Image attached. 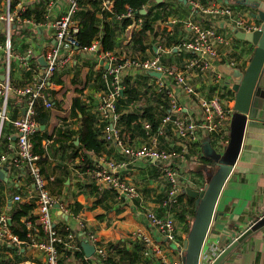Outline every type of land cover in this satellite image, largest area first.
Listing matches in <instances>:
<instances>
[{
	"label": "crops",
	"instance_id": "obj_1",
	"mask_svg": "<svg viewBox=\"0 0 264 264\" xmlns=\"http://www.w3.org/2000/svg\"><path fill=\"white\" fill-rule=\"evenodd\" d=\"M14 1V11L17 13L29 9L31 18H20L13 24L9 81L15 86H25L29 83L31 72L35 75L45 68L41 59L58 44L52 23L70 11L72 0ZM191 1L151 0L141 10V17L128 19L132 20L128 27L124 25L127 19L118 18L119 15L113 9V1H106L103 8L111 15L106 19L101 13L98 15L100 36L96 42L99 50H79L67 43L61 48L62 59L70 58L71 61L58 69L53 86L49 91H44L41 97L48 121L47 125L39 126L36 134L43 138L46 160L42 167L45 176L56 178L63 175V171L67 173L62 196H55L69 210V215L57 207L52 213L54 224L69 229L77 238L75 244L79 249L67 250L65 264H108L106 258L133 251L137 240L142 238L153 240L154 247L162 249V255L168 264H184L186 242L197 218L198 208L196 200L189 197L185 189H205L208 180L219 170L225 172V177L213 202V215H210L198 264L208 261L211 263L230 240L237 238L252 222L264 216V62L258 70L252 67L259 47L238 37L234 21L236 17L245 16L258 28L262 23L253 18L249 0L246 3L242 0H197L209 2V5L228 7L232 11L230 16L210 15L195 10ZM4 11V0H0V13ZM106 23L114 30L116 37L115 49L110 52H105L102 45ZM191 23L216 29L228 43L218 46L219 58L215 60L213 70L206 73L194 72L188 76L197 96L191 98L182 91L179 104L183 114L196 119L202 115L198 105L199 97L220 96L223 106L232 111L225 129L227 143L221 145L215 140L204 138L199 143L184 145L171 125L162 124L169 106L165 96H159L156 92V80L159 78L133 68L119 73L124 87L119 99V111L122 114L123 135L126 140L136 147L148 143L144 131L130 122L131 116L147 111L159 122L158 132L155 133L159 139V148L178 154L173 164L180 173L183 196L179 206L168 212L161 206L168 190L162 178L161 162L130 160L125 157L115 144L104 142L99 122L95 125L101 134L97 137L100 148L98 153L79 148V132L83 126L82 110L86 118L98 119L100 98L114 79V75L109 72L110 63L106 54H112L116 58L141 60L160 55L165 65L183 66L190 57L182 46L193 38L188 27ZM146 25H150L153 31L148 29L144 33L143 46L146 50L143 51L133 44L135 35L142 32ZM6 42L5 24L0 21V78L7 76ZM254 69L257 74L255 76ZM227 70H239L244 74L239 91L235 89L236 81ZM253 81L256 84L248 101L240 102L239 95L244 91L242 89L245 88V83L247 86ZM136 91L141 93L140 99L130 101ZM47 102H51L53 106L47 107ZM25 107L23 98L11 95L9 114L12 119L22 116ZM59 130L62 139L55 141V134ZM5 133L8 134V130ZM11 142L15 144V136ZM208 142L215 151V157L219 155L220 160H225L228 164L226 167H221L216 159L206 155L204 145ZM6 148L7 146H3L1 150ZM76 153L78 155L75 156ZM202 156L211 161L204 162ZM103 159L127 162L122 175L139 191V199L128 200L125 196L121 197L120 192L96 183L92 170L94 166L101 165ZM0 188L3 190L0 214H5L10 219L12 208L17 204L13 200L15 195H21L25 203H31L34 196L32 180L25 171H21L15 182L10 176L7 182L0 180ZM19 189L21 193L17 194ZM189 199L194 201L190 202ZM147 211L174 217L178 241L166 242L157 234L145 215ZM36 222L39 224L37 218ZM84 242L95 247V253L90 258L83 249ZM4 245L7 247L3 248ZM97 246L104 249L105 257L97 254ZM0 264H46V259L39 249L31 245L1 244ZM147 264H162V260L159 257L147 259ZM226 264H264V227L246 237Z\"/></svg>",
	"mask_w": 264,
	"mask_h": 264
},
{
	"label": "built area",
	"instance_id": "obj_2",
	"mask_svg": "<svg viewBox=\"0 0 264 264\" xmlns=\"http://www.w3.org/2000/svg\"><path fill=\"white\" fill-rule=\"evenodd\" d=\"M13 1L4 0L5 11L0 13V21L5 24V33L7 35V76L5 77L7 79L3 81L0 78V144L2 131L7 127L10 128V136H15L16 142L14 145L9 144L3 151L0 147V168L6 170L8 179L10 176L14 182L18 179L21 171L27 172V175L32 180L34 196L31 199V203L36 204L34 214L40 224L42 236L36 238L30 234L29 241L22 242L17 236L12 234L9 224L10 218L5 214H0V245L10 244L14 246L25 243L39 249L45 256L46 264H59L63 254L59 250V245H63L66 252L71 249L78 250L79 246L75 244L77 238L72 231L66 229L68 233L63 235L59 226L54 224L52 213L57 205H60L62 212L67 215H69V210L63 206L58 196L52 194L50 182L53 178L43 174L40 166L41 158L34 152L32 139L38 132L39 125L33 119V115L36 101L43 96L44 91L49 90L53 86V78L58 69L71 61L70 58L62 59L61 48L63 44L67 43L72 48H79L76 35L79 33L80 28L74 19L78 9V2L77 0H72L70 11L52 23L58 44L52 47L45 55V68L39 70L28 85L14 87L9 81L12 55L11 35L13 24L20 19L22 11L16 13L12 10ZM191 4L195 10H200L210 15L230 16L232 13L228 7L209 5V2L202 3L192 0ZM118 15L120 19L136 18L134 11L130 7ZM234 22L237 32L252 33L258 29V26L251 23L250 19L245 16L236 17ZM188 27L193 33V38L182 46L190 54L189 59L183 66L178 64L165 65L160 55L151 59L141 60L116 58L112 54H106L110 63L109 72L114 75V79L102 94L100 105L98 106V124L102 125L104 142L115 144L124 156L130 160H153L162 163V178L166 182L168 190L161 206L168 212L179 206L183 195L180 173L173 164L178 154L166 152L159 148V139L152 132L149 122L143 123V131L148 138L146 145L136 147L124 139L122 136V114L119 111V99L124 87L119 73L133 68L147 73L161 74V78L156 80V92L168 98L169 106V110L163 118V125H171L175 135L184 145L199 143L204 138L215 140L221 145L227 143L225 129L232 111L223 106L220 96L199 97L198 105L202 115L195 119L182 113L183 109L179 104V95L183 91L191 98L197 96L188 76L194 72L206 73L213 70L215 68L214 62L219 58L218 46L224 45L228 41L214 28H203L192 23ZM98 50L99 45L97 42L85 49V51L94 52ZM24 59L22 58V60ZM12 94H16L26 102L25 113L13 119L9 114V101ZM46 105L47 107L53 106L51 102H47ZM126 166L127 162L103 159L101 165L98 164L92 172L96 183L109 190L118 191L121 197L125 196L128 200L134 201L139 199L140 194L136 187L123 177L122 170L126 169ZM13 200L17 203L24 202L21 195H15ZM145 215L156 233L166 242L178 241L177 225L174 217L169 215L160 216L153 211H147ZM77 221L79 226V220ZM25 224L28 229L33 228V223L30 219L26 218ZM143 240L145 242V250L143 252L145 258L152 260L159 257L162 260V264H168L167 259L162 255V249L154 247L153 240L144 238ZM96 252L102 258L105 257V251L101 246H97ZM211 263L208 261L201 264Z\"/></svg>",
	"mask_w": 264,
	"mask_h": 264
},
{
	"label": "trees",
	"instance_id": "obj_3",
	"mask_svg": "<svg viewBox=\"0 0 264 264\" xmlns=\"http://www.w3.org/2000/svg\"><path fill=\"white\" fill-rule=\"evenodd\" d=\"M106 1H113V3H114L113 9L117 14L123 13L126 10V6H129L134 11L136 18H139L142 16L141 10H143L145 7H147V5L149 4V2L151 0H77L79 11L76 12L74 19H75V21H77V23L79 24V28H80L79 33L76 35V40L78 42L79 50L88 49L89 47H91L93 45L94 42L98 41V37L100 36V30L97 27L98 15H99V13H101V15H103L104 19H106V17H109L111 15L109 12L105 11L103 8L104 2H106ZM242 2L246 3L247 0H242ZM15 8H16V2L13 1L12 10L14 11ZM20 18L23 20L30 19L31 18L30 10L26 9L24 12H21ZM131 21L132 20L127 19V21L124 23L125 27H128L129 25H131V23H132ZM108 25L109 24L106 23L105 34L103 35L104 37L102 39V45H103V49L105 52H108V51L110 52V51H113L115 49L116 37L114 34V30H112ZM148 29H150V31H153L150 28V25L149 26L146 25L145 29L142 30V32L135 35L136 38H135L133 46H135L138 49H141L143 51L146 50V47L143 46V39L145 37L144 33ZM33 78H34V74L31 72V77H30L29 83L32 82ZM11 84L14 87H23L24 86V85L23 86H15L12 82H11ZM28 84H26V85H28ZM46 91H49V90H46ZM134 95L135 96H133L132 99H130V101L139 100L141 93L136 91ZM159 96H165V95H159ZM165 99L167 102L168 98L166 96H165ZM9 103H10V101H9ZM42 105H43V101L41 98L39 100H37L35 105H34L33 119L35 120V122L39 126L40 125H47V121H48V114L45 111H43ZM82 113H83V117L81 118V120L83 121V126H82V130L79 132V139H80V146H81L79 148H81L82 150H85V151L93 150V151L98 153L100 151V148H99V143H98L97 137L100 133H99V131L95 125H96V123L99 122V120L97 118L96 119L95 118H91V119L86 118L84 116L85 114H84L83 110H82ZM130 119H131L130 122L135 123L137 125V127L142 130V132H143V123L144 122H149L151 124L153 133L158 132L159 122L154 119V115L148 113L147 111H144L140 115H133L130 117ZM122 121H123V119H122ZM162 124H163V120H162ZM6 130H8V134L5 133ZM123 133H124V129L122 126V134ZM37 134L33 137L32 142H33V146H34V152L36 154H38L41 158L40 159V166H41L42 172L44 174L42 164L46 160L45 159L46 153L44 152V148L42 145L43 138H40ZM61 134L62 133L60 130L57 131V133L55 134L57 137V140L55 139V141H58L61 138L60 137ZM10 135H11V133H10L9 127L4 128L2 131V135H1L2 138H1L0 147L8 146L6 144H12L13 143V142H11V141H13V137ZM122 136L124 137V135H122ZM124 139L126 140L125 137H124ZM3 143H6V144L3 145ZM77 150H79V149H77ZM76 155H78V154L76 153L75 156ZM201 159L204 160V162L209 161V160L211 161V159H208L205 156H202ZM91 167L92 166H90V168ZM95 167L96 166H94L93 170L95 169ZM62 173L64 176L61 175V176H58L56 178L53 177V180L50 182V189H51L52 194H54V195L62 196V190H63L65 183H66L65 175H67L66 171H63ZM2 191L3 190L0 188V197L2 195L1 194ZM16 192H17V194H19V193H21V190L19 189ZM189 200H190V202L194 201L193 199H189ZM181 201H182V197H181ZM35 209H36L35 203H25V202L17 203L12 208L11 219H10L11 220L10 230H11L12 234L17 236L22 242H28L30 234L35 236V237L36 236H39V237L42 236L40 224H38L36 222V216L34 214ZM26 218L30 219L32 221V223H33L32 229H28L27 225L25 224ZM59 228H60L63 235H66L68 233V231L64 227H59ZM6 247H7L6 245L3 246V248H6ZM58 247H59V250L61 251V253H63L61 256V259L59 260V264H65V260H66L65 255H67V252H66L63 245H59ZM144 250H145V242H144L143 238L138 239L137 242L135 243V248L133 251H127L123 254H117L115 256L108 257V258H106V262L108 264H147V258H145L144 254H143Z\"/></svg>",
	"mask_w": 264,
	"mask_h": 264
},
{
	"label": "water",
	"instance_id": "obj_4",
	"mask_svg": "<svg viewBox=\"0 0 264 264\" xmlns=\"http://www.w3.org/2000/svg\"><path fill=\"white\" fill-rule=\"evenodd\" d=\"M248 3L253 9V18L258 20L262 24L260 28H258L252 33L237 32V35L239 38L252 42L259 47V52L257 54L254 64L262 65V63L264 62V1L249 0ZM41 61L43 65L46 66L45 57L42 58ZM227 72L236 81L235 89L238 90L244 74L239 70H227ZM151 75L157 78H161V74L159 73H151ZM1 80L4 81L5 76H2ZM252 83L250 82L247 86V83H245V88L242 90L245 91L252 85ZM255 84L256 83L253 84L251 92L253 91V88H255ZM244 91H242L241 93H243ZM204 151L207 156L214 158V160L216 159L215 161H217L221 167L224 168L226 167V165H228L226 162H224L225 160H220L219 155L215 157V151L212 149L209 142L204 145ZM224 177L225 172L219 170L218 172H216V174H213L208 180V184L206 185L205 189L200 191L193 190L189 187H186L185 189L186 194L196 200V206L198 208L197 218L194 222L189 239L186 242L187 255L185 256L184 264H198L200 251L208 232L210 215L211 217L213 215V212L211 213L213 202L219 192V189L221 188V182ZM0 180H4L6 182L8 181L7 172L2 168H0ZM57 208H60V205H57ZM64 217L67 218V215H64ZM9 223L11 224V220L9 221ZM262 227H264V216L252 222L241 234H239V236H237V238L230 240L228 244L219 252L218 256L214 258V261L211 264H226L234 253V251L238 248L239 244H241L243 240L246 239V237L258 231ZM82 246L85 250L87 257L90 258L94 255L95 247L93 245L89 244L88 242H84L82 243Z\"/></svg>",
	"mask_w": 264,
	"mask_h": 264
},
{
	"label": "rangeland",
	"instance_id": "obj_5",
	"mask_svg": "<svg viewBox=\"0 0 264 264\" xmlns=\"http://www.w3.org/2000/svg\"><path fill=\"white\" fill-rule=\"evenodd\" d=\"M122 58H124V57H122ZM261 66V64L260 65H256V64H254L252 67H256V68H258L259 69V67ZM257 69V70H258ZM253 72H254V76L255 75H257L256 74V72H255V70H253ZM253 72H252V74H253ZM253 84H254V82L252 83V85L249 87V88H247L243 93H240V95H239V99H240V102H247L248 101V98H249V95H250V92H251V89H252V87H253ZM246 94V95H245ZM228 146V145H227ZM226 146V147H227ZM227 159L229 160L230 159V157H227ZM169 246H171V243L169 244Z\"/></svg>",
	"mask_w": 264,
	"mask_h": 264
}]
</instances>
